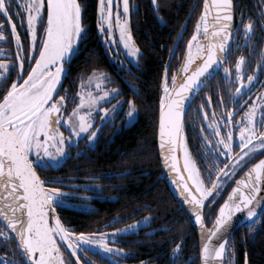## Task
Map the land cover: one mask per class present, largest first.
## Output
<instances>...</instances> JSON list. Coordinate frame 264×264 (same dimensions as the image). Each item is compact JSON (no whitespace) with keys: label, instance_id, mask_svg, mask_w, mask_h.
<instances>
[{"label":"snow or ice","instance_id":"obj_1","mask_svg":"<svg viewBox=\"0 0 264 264\" xmlns=\"http://www.w3.org/2000/svg\"><path fill=\"white\" fill-rule=\"evenodd\" d=\"M152 4L158 11L157 0H152ZM83 7L80 0H0V41H14L17 49L11 62L7 58H0V240L10 245L9 250L13 253L12 257L7 254L0 256V264H92L87 259L88 251L106 259L109 264H121L133 253L115 246L122 242L120 236L137 234L141 227L150 229L146 235L170 230V225L166 224L153 229L152 222L158 218L150 212L121 228L112 225L128 217L116 215L108 225L111 231L77 232L62 220L57 208L67 207L68 198L74 197L86 202L75 208L98 211L87 201L107 198L100 195L103 185L65 184L61 177L42 179L38 174V169L63 166L73 158V148L77 149V157L89 156L105 125L115 124L114 116L123 109L124 104H127V110L122 125L137 119L136 99L116 100L122 90L109 87L115 80L102 67H93L86 78L84 72L78 74L81 91L74 97L68 96V90L60 94L62 81L70 74L72 61L83 51L81 43L87 38V28L82 22ZM131 7L130 0H98V31L118 74L123 73L121 79L136 96L137 85L129 77H136V72L142 70V52L130 29ZM210 7L216 11L211 33L207 20ZM260 16L262 19L258 23L264 30V11ZM18 27L25 28L23 42ZM38 27L43 29L42 33L38 34ZM233 27V0H212L211 5L209 0H204L203 11L187 40L183 62L173 72L170 81L167 75L170 63L166 67L163 94L159 98L158 137L164 167L177 177L172 183L178 189L181 202L187 205L186 210L202 229L204 209L208 207L211 213L216 202L214 198L224 190L228 180L243 171L256 155L264 153V81L259 80L257 73V69L264 70V49L259 50V60L257 68L252 69L253 74H248L246 57L241 55L235 60L233 75L229 67L223 66V61L236 43L235 37L241 34V28L248 42L249 54H257L255 46L251 44L255 36L254 21L241 19L235 33ZM6 31L9 33L7 36ZM117 32L118 39L115 36ZM182 38L183 32L178 35L177 45ZM201 40L206 43H201ZM236 46L240 47L239 44ZM4 53L5 50L0 48V56ZM96 55L94 51H88L85 61L93 62ZM170 55L175 56V48L170 49ZM26 61L34 63L25 67ZM221 69L229 85L226 91L231 102L236 103L238 98L242 100L256 84L261 86L262 91L256 94L255 99L250 97V103L243 101L247 106L243 108L240 118H236L240 109L226 108L229 100L220 96L216 100L217 106L223 109L218 114L219 119L217 113L213 112L209 120L205 109L211 107L212 98L209 96L202 100L198 111L203 113L204 126L197 136L206 147L205 155L211 151L215 159L226 158L229 161L223 167L210 164L204 169L206 175L202 176L186 143V126L190 123L186 113L194 96ZM177 73H180L179 78ZM76 97L78 103H75ZM112 100H116V103L112 104ZM69 102L75 103L71 111L66 108ZM102 104H109L110 107H101ZM96 117H99V122ZM61 129L68 134L65 135ZM205 129L214 140L205 136ZM192 130L196 133L195 123H192ZM80 141H84L83 148ZM207 145L212 147L207 149ZM178 148L183 151L182 169L176 155ZM262 172L264 159L252 164L247 173L236 181L237 186L231 189L223 203L219 204L211 221L212 227L205 236L207 242L202 245L203 264H225L226 254L230 264L234 248L229 251V231L237 214L246 215L250 222L249 231L252 232L251 222H255L257 217V205L264 203L259 186ZM130 174L125 169L104 175ZM98 178L86 177L90 181ZM50 184L82 188L83 193H66L62 187H50ZM88 191L96 195L88 196L85 194ZM144 207L141 205L135 211L139 212ZM213 240L219 241L218 244L210 245L209 242ZM181 250L182 243H175L171 248L169 264H180ZM81 255L85 257L83 262ZM140 264L150 262L141 261Z\"/></svg>","mask_w":264,"mask_h":264},{"label":"flooded vegetation","instance_id":"obj_2","mask_svg":"<svg viewBox=\"0 0 264 264\" xmlns=\"http://www.w3.org/2000/svg\"><path fill=\"white\" fill-rule=\"evenodd\" d=\"M146 1L150 3L149 6L150 9H152V13L156 15L158 20L163 22L162 21L163 17L159 14V12L152 4V0H146ZM21 2H23V0H21ZM117 2H119V0H117ZM141 2L142 0H130L132 7L129 16L130 29L139 47L140 44L137 42V39L133 34L134 33L133 20L137 19L136 18L137 12H139L142 7ZM181 6L182 5H180L179 8H181ZM115 11L116 8L114 7L113 12ZM262 11H264V0H233V17H234L233 32L234 33L236 32V26L239 25L241 19H243L245 22H247V20L249 19H252L254 21L255 36L253 37L251 44L255 46L257 53L256 55L249 54L248 42L246 41V38L243 36L242 28H241V34L235 37L236 43L232 45V49L229 52L225 63L223 64L224 67H229L230 70H232L233 75H234L235 60L241 55H244L246 57L245 67L248 74H253L252 69L257 68V61L259 60V50L264 49V30H262V26L258 23V21L262 19V17L260 16V13ZM121 12H122V3H121ZM191 15L192 13H189L188 17L189 18L192 17ZM194 18H196L197 20L198 16H195ZM15 19L16 18L14 17V20ZM98 19L99 17H98V4H97V13L94 20V28H96V30L93 31L92 33L94 34V37L90 38L91 42L88 43L84 49L86 50V53L90 50L92 51L97 50L98 55L103 57V59H101L102 62L104 63L102 68L106 69L111 74L112 79L115 80V83L109 85V87H118L122 90L120 96L116 97V100H121L125 98H135L137 101L139 95L133 96V93H131L132 96H130L127 95L128 92H126L125 94L123 93L124 87L121 85L122 83L121 75L123 73L121 72L118 74V70L112 60V56L107 54L105 41L102 35L98 31ZM82 22L86 26L88 31L89 27L92 26L91 25L92 22L88 20L84 21L83 18H82ZM186 22H187V17L181 16L179 21L180 31L177 32L176 37L174 38L173 46H171L170 48V49L175 48V56L170 55V49L168 50L167 54L164 53L165 46L168 43L165 44L162 50L163 51L162 61L164 68L166 69L169 63L171 65L167 73L169 80L171 79V75L173 74V72H176V70L180 67V64L183 62L184 55L187 49V41H185L184 38L180 39L179 44L177 45L178 35L181 33L182 30L186 28L187 26ZM44 23L46 24V11L44 12ZM42 31L43 29L38 27V34L42 33ZM18 32L21 34V38L23 42L26 35L25 28L18 27ZM5 35L6 36L9 35L8 31L5 32ZM115 36L118 39V32L115 33ZM236 44H239L240 47H237ZM151 47H153V45ZM0 48H3L5 50L4 55L0 56V58H7L11 62L17 51L15 42L0 41ZM141 52L143 54L142 49ZM106 62L108 64V67L106 65ZM29 63H34V61H30V62L26 61L25 67H28ZM90 71L91 69L82 70V71L80 70L75 72L74 69L71 68L70 74L62 82L63 86L61 88L60 94H64V91L68 90L67 93L68 96L70 98L74 97L78 91H81L79 86L80 80L78 74L84 72L86 78V74L89 73ZM257 73L259 74V80L264 81V70L257 69ZM12 75L13 78H15V72H13ZM228 86L229 85L227 84L223 71L221 69L214 76V78L204 87V89L198 94V96L196 97L195 101L192 103L186 114V119L190 122L186 126V143L189 147V151L191 155L197 162V167L201 169L202 176L206 175L204 169L210 164L216 163L219 165V167H223L225 164L229 163V161L226 158H222L221 160L215 159L214 154L211 151H208L207 154L205 155L206 147L202 142V140L197 136V133H199V129L204 126L203 113L198 111V106L201 104L203 99L210 96L212 98V105L210 108L205 109V111L208 113V119L211 120L213 112L217 113V119H219L218 114L223 109L217 106L216 100L220 96H223L225 100H229L226 91ZM261 91H262L261 86L259 84H256L252 88V92L245 94L242 100L238 98V101L236 103H233L229 100V102L225 105V107L231 108L233 110L240 109L236 117V118H240L243 114V108L247 106L246 104L243 103V101H248L250 103L251 99H255L256 94H259ZM116 100H112L111 103L115 104ZM78 102L79 99L78 97H76L75 103ZM75 103H70V102L67 103L66 104L67 110L71 111V109L75 107ZM101 107H110V105L102 104ZM137 108H138V104H137ZM126 110H127V104H124L123 109L120 110L119 113L114 116L115 124L109 123L105 125L102 134L99 136V139L96 142L94 150L89 153V156L77 157L76 156L77 149L73 148L72 149L73 158L67 160L66 163H63V166H54L52 168L45 170L38 169V173L42 179L44 178L54 179L61 177L63 178L65 184L103 185V191L100 193V195L102 197H107V198L92 199L90 201H87L88 204L98 209V211L89 212L75 208L74 206L84 205L86 202L82 199H78L74 197L68 198L67 207L57 208V212L61 216L62 220L69 227L74 228L75 231L77 232H94L97 230L111 231V228L108 227V225L112 221L113 217L116 215H120L122 217H128L127 219L122 220L121 223L112 225L113 227L116 228H121L125 224L131 223L132 220H140L142 217L149 215V212L146 211L145 209L142 210L141 215L139 214V212L135 211L138 208V201H137L138 199L136 196V192L139 186L138 177L140 175L138 161H137V152L135 151L131 152L132 162L130 164H127L125 151L115 152L121 148V146L118 145V142L121 141V138H123V136L127 133V129L130 127L132 128L135 125L139 117V113H137V119H135L134 121H129L126 125H122L121 123L122 120L126 119L125 116ZM96 119L97 122H99V117H96ZM192 123H195L196 125V133H194L192 130ZM61 130L65 131L64 129ZM67 134H68L67 131H65V135ZM205 136H207L209 140L215 139L213 136L208 134L207 129H205ZM134 146L135 145L133 144L132 147ZM80 147L81 148L84 147V141H80ZM211 147H212L211 145H207V149H210ZM182 156H183V152H182ZM263 156L264 153L256 155L250 161V163H248L247 167L243 169V171H240L238 175L228 180V182L224 185V190L214 198L216 202L214 206L211 208V213H210V209L208 210V214H210L212 218L215 216L216 211L219 208V204L223 203V199L227 198L228 193L231 192V189L235 186L236 181L244 174V172L252 164H254ZM125 169H128L131 172V174L125 176L113 175L111 177H107L104 175L105 173L122 172ZM46 170L47 171L50 170V171L46 172ZM88 176H97L99 178L90 181L86 179V177ZM72 177H78V179H72ZM49 186L62 187L60 184H50ZM62 191L66 193H72V192L83 193L82 188L62 187ZM85 194L88 196L96 195V193L93 191H88ZM114 203H115V207L112 208V204ZM205 211H207V207ZM74 214L83 216L84 222L79 221L77 219H72V216ZM151 214L153 215V213ZM90 217L93 218L90 219ZM152 226H154V221L152 222ZM149 231H150L149 228L141 227L137 234L122 235L119 237V240L122 242L116 244L115 246L124 248L125 251L131 250V252L133 253L130 257H126L125 259H123L121 261V264H140L141 261H149L150 264H156L153 261L152 256L148 257L147 254L143 255L137 249L138 243L140 241H143L145 238H148V235H146V233H148ZM62 250L64 251V249ZM7 251H8V245L4 244L3 241L0 240V256L7 254L9 257H12L8 254ZM65 255L67 256V252L65 253ZM87 259L92 261V264H109V262L106 259L101 258L99 255L91 251L87 252ZM84 260L85 257L81 255V261L83 262Z\"/></svg>","mask_w":264,"mask_h":264},{"label":"trees","instance_id":"obj_3","mask_svg":"<svg viewBox=\"0 0 264 264\" xmlns=\"http://www.w3.org/2000/svg\"><path fill=\"white\" fill-rule=\"evenodd\" d=\"M82 8V18L84 21H91L92 26L86 32L87 39L81 43L82 52L72 61V69L75 72L92 69L93 67H103L100 55L95 56L93 62L85 61V45L90 43V38L94 37V20L97 13L98 0H80ZM159 14L163 17L161 22L150 9V3L142 0L141 9L137 12L136 20H133V34L143 51L141 58V71L136 72L133 79L138 88V113L139 117L135 125L127 129V133L118 142L121 146L115 152H126L127 164L132 162L131 152H137V161L140 175L138 177L139 186L136 192L138 207L144 205L143 209L153 213L156 219L152 228H158L161 224L170 225L167 232L157 231L154 235H148L143 241L138 243V251L141 254L152 256L156 264H169L171 258V248L175 243H182L180 264H200L199 240L197 233L187 215L179 208L177 201L172 195L165 181L159 178L161 166L157 147V130L159 120V98L163 94V80L165 68L162 61L163 47L164 53L173 46L174 38L179 29L181 16L187 17V26L181 31L183 38L187 41L194 31L196 22L195 16L203 11L204 0H157ZM181 8H179V6ZM192 13V17H188ZM136 22V23H135ZM165 22V23H164ZM164 23V24H163ZM153 45V47H151ZM151 48V49H150ZM98 54L97 50H94ZM108 67V64L106 62ZM105 67V66H104ZM135 71V69H134ZM123 75V74H122ZM121 75V76H122ZM121 85L123 93L132 96L129 85L122 79ZM126 85V86H125ZM135 145L132 147V145ZM50 171V170H48ZM46 170V172H48ZM150 206V207H148ZM115 203L112 204V208ZM111 208V207H110ZM149 209V210H148ZM206 219L209 223L212 216L208 214ZM142 214V210L139 211ZM93 217H90L92 219ZM72 219L84 222V217L74 214ZM2 226V222H0ZM249 226L237 229L230 237L229 251L234 248L230 264H264V212L260 218ZM8 254L13 256L9 250ZM152 247V250H151ZM225 264H229V257L225 255Z\"/></svg>","mask_w":264,"mask_h":264},{"label":"water","instance_id":"obj_4","mask_svg":"<svg viewBox=\"0 0 264 264\" xmlns=\"http://www.w3.org/2000/svg\"><path fill=\"white\" fill-rule=\"evenodd\" d=\"M212 0H209V5H211ZM216 15V11L214 7H210L209 8V15L207 17L208 20V24H209V32L211 33L213 30V25H212V21H213V17ZM161 18V17H160ZM233 24H234V17H233ZM234 28V27H233ZM183 31V30H182ZM201 43H206L204 40H201ZM187 51V50H186ZM186 54V53H185ZM229 54V53H228ZM185 57V55H184ZM228 57V55H227ZM227 59V58H226ZM226 59H224L223 64L225 63ZM219 72V71H218ZM216 72L215 75L218 73ZM178 78L180 76V73L177 74ZM214 75V76H215ZM214 76L211 77V79L205 84V86L214 78ZM64 80V79H63ZM63 82V81H62ZM204 86V87H205ZM204 87L194 96V98L191 101V105L192 103L195 101L196 97L198 96V94L204 89ZM190 105V106H191ZM187 114V113H186ZM158 126H159V120H158ZM157 147H158V154H159V160H160V166H161V174L159 176L160 179H162L163 181L166 182L168 188L170 189L172 195L174 196L175 200L177 201L179 208L181 210L184 211V213L187 215V217L189 218L190 222L192 223L197 236H198V240H199V256H200V264H203V260H202V256H201V249H202V245L204 242H207L205 240V236L208 232V229H210L212 227V223L211 221L214 220L215 216L211 219V221L209 223H207V219H206V211L204 209V213H205V220H204V228L202 229L199 225H197L194 221V218L190 215V213L186 210L187 209V205H184L181 202V198L178 195V189H176L175 185L172 183V181L174 179H177V177H175L168 168L164 167V156L161 153V150L159 148V137H158V130H157ZM177 158H178V163L179 166L181 167V169L183 168V161H182V156H181V149H177L176 152ZM260 159H264V156L261 157ZM259 159V160H260ZM258 160V161H259ZM258 161H256L255 163H258ZM170 163V161H169ZM251 168V166L249 167ZM248 168V169H249ZM248 169L244 172V174L238 179L240 180L245 173H247ZM39 174V173H38ZM183 175L187 176L186 172H183ZM262 179H261V183H260V187L262 189V192L260 194V197H264V172L261 173ZM237 185L235 184L234 187H236ZM258 197V198H260ZM264 212V203L257 205V217L255 218V222L260 218V216L263 214ZM255 222H251V225ZM250 224L249 220L247 219L245 214H237L236 217L233 220V223L231 225L230 231H229V239L232 236V234L239 228H244V227H248ZM219 241L217 240H213L210 243V245H214V244H218ZM63 251V250H62ZM225 260V257H224ZM248 264V262H247Z\"/></svg>","mask_w":264,"mask_h":264},{"label":"rangeland","instance_id":"obj_5","mask_svg":"<svg viewBox=\"0 0 264 264\" xmlns=\"http://www.w3.org/2000/svg\"><path fill=\"white\" fill-rule=\"evenodd\" d=\"M200 16V15H199ZM199 18V17H198ZM187 50V49H186ZM193 50L195 51V46H193ZM186 53V52H185ZM170 81V80H169ZM182 150H181V156H182ZM182 161H183V156H182Z\"/></svg>","mask_w":264,"mask_h":264}]
</instances>
